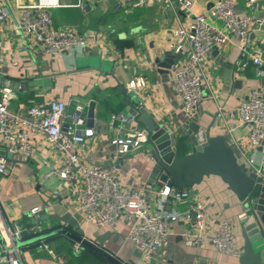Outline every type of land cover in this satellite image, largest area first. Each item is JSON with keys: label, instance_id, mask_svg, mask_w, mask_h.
Listing matches in <instances>:
<instances>
[{"label": "crops", "instance_id": "crops-1", "mask_svg": "<svg viewBox=\"0 0 264 264\" xmlns=\"http://www.w3.org/2000/svg\"><path fill=\"white\" fill-rule=\"evenodd\" d=\"M36 0H4L10 6V16L0 20V96L1 89L10 86L13 92L11 107L23 113L30 104L45 103L52 99L66 102L68 110L83 105L86 113L91 101L95 102V121L90 126L95 130L92 139L78 147L85 161L107 164L116 150L112 140L128 129L121 127L119 120L110 125L111 117L120 113L130 115L124 87L136 78H143L145 85L136 89L135 94L143 106L158 123L166 124L177 137L185 136V141L177 145V154H187L192 143L188 137V124L196 121L210 128V135H223L238 157L245 171H252L247 164V156L261 148L249 145L247 129L240 123L235 113L236 107L255 87L264 89V66L262 74L249 57L242 53L236 42L214 49L204 67V91L195 109L185 108L174 86V69L182 63L183 54L175 61L169 73L159 71L155 62L163 59L162 53L171 50L174 31L187 27L190 16L184 6L177 1L165 7L159 2L145 0L135 5V0H86L83 7L79 0H59L62 4L51 9L56 26H74L80 35L89 40L86 53L79 57L60 58L43 52L40 45L26 41L13 30V23L19 19L21 11L16 4H32ZM241 12H249L256 17H264V0L246 9L243 0H236ZM212 0H195V9L204 10ZM263 16L260 17V14ZM218 22V21H217ZM249 50L256 46L264 51V26L258 22L251 27ZM109 54H104L103 49ZM175 52V51H172ZM248 61L245 68L241 62ZM15 62V64L13 63ZM20 82H19V81ZM19 82L18 86L15 85ZM132 91V90H129ZM130 117H132L130 115ZM131 120L130 128L136 127ZM9 159V173L0 175V205L5 216L11 221L30 223L31 211L37 214L70 212L85 230V237L107 230L117 231L120 236H111L104 248L118 260L126 264H239V257L218 251L211 242L195 246L182 236L188 225L183 220L169 224L168 242L153 255L144 259L134 243L129 239L130 221L121 219L113 228H97L82 219L77 210L75 194L76 182L51 177L44 173L61 163L59 152L43 136H36L32 143V154L28 161L20 155L6 153ZM154 160L150 157V146L133 150L121 160L119 182L121 185L140 191L152 209L158 208V192L162 187L158 175L154 173ZM190 197L179 204H166L167 209L187 208L203 202L209 213L203 234L211 237L221 221H228L234 232L236 247L243 248L240 221L244 203L218 175H207L199 183L189 188ZM63 225L47 219L38 225L43 232ZM63 235L73 245L76 241L65 234H57L43 241L21 247L22 264H67L52 250L40 246L48 240ZM94 264H111L95 251ZM75 251V249H74ZM76 251V252H80ZM0 264H8L0 261Z\"/></svg>", "mask_w": 264, "mask_h": 264}, {"label": "built area", "instance_id": "built-area-1", "mask_svg": "<svg viewBox=\"0 0 264 264\" xmlns=\"http://www.w3.org/2000/svg\"><path fill=\"white\" fill-rule=\"evenodd\" d=\"M165 7L181 3L190 16L187 27H179L174 31L172 51L181 52L182 63L174 69V86L177 95L188 110L195 109L204 91V67L209 54L216 48L233 42L248 61L256 67L257 74H262L264 51L256 46L249 50L251 44V27L258 22L264 26V17L259 18L249 12L238 10L240 4L236 0H212V5L204 10L195 9V0H153ZM260 0H243L246 9ZM0 0V20L7 19L10 6ZM145 0H135V5H142ZM86 0H79L77 6L83 7ZM62 4L59 0H36L32 4H16L21 11L18 20L13 23V30L27 42L40 45L43 52L60 58L79 57L86 53L89 40L79 34L74 26H56L51 9ZM218 21V22H217ZM109 54L108 49H103ZM241 62V68L248 65ZM15 64V62H13ZM145 85L141 77L132 79L127 88L133 92ZM13 92L10 86L1 89L0 96V175H7L9 159L6 153L20 155V159L28 161L32 154L33 139L40 135L45 137L61 156V163L51 167L44 173L49 179L56 177L69 183L76 182L78 190L75 201L82 219L97 228H113L118 221H130L128 237L140 251L144 259L165 246L168 242L169 224L183 220L188 225L182 236L190 245L199 246L209 241L220 252L240 257L243 248L236 247L234 232L228 221H221L217 232L208 237L203 234L209 213L203 202H197L187 208L167 209L166 204L176 205L190 197L189 188H178L165 183L159 190V207L152 209L146 197L138 190L120 184V166L124 156L133 150L141 149L146 144V132L136 128L122 129L112 142L116 150L107 164L89 163L84 160L78 147L92 139L95 130L86 126V113L83 105H76L68 110L65 101L52 99L45 103L30 104L23 112H16L11 107ZM240 123L247 129L249 145L255 149L250 156L244 152L247 164L252 166L259 179L264 182V89L253 88L235 109ZM119 120L121 127L131 123L130 115L118 114L111 117L110 125ZM249 208H244L241 220ZM32 214L38 209H32ZM38 226L28 227L40 233ZM22 225L19 221L9 220L0 205V261L8 264H22L20 239ZM49 252L47 243L41 246ZM80 251L81 244L74 245Z\"/></svg>", "mask_w": 264, "mask_h": 264}, {"label": "water", "instance_id": "water-1", "mask_svg": "<svg viewBox=\"0 0 264 264\" xmlns=\"http://www.w3.org/2000/svg\"><path fill=\"white\" fill-rule=\"evenodd\" d=\"M212 5L210 3L209 7ZM263 13L260 14V17ZM163 59H155L159 71L169 73L181 52L165 50ZM19 81V80H18ZM15 85L18 86L19 82ZM127 110L132 120L137 124V130L146 132L147 145L150 146V157L154 160V173L158 175L159 184L174 185L180 189L190 188L199 183L207 175H218L236 194L244 208H249L245 217L240 221L241 236L243 238V253L239 257V264H264V182L256 171H245L231 145L223 135H210V128L202 126L196 121L188 124L187 134L193 144L191 151L184 155L177 154L179 137L164 123H158L149 112L140 105V99L135 92L124 87ZM95 102L91 101L87 112V126H93L95 121ZM130 127V123L128 124ZM54 219L63 225L56 226L36 233L23 227L19 233L17 244L24 247L38 241H43L57 234H65L83 247L89 248L111 264H126L118 260L104 248V243L111 236L116 240L120 234L107 230L92 235V239L85 237V230L79 220L70 212L45 213L38 215L31 213L30 225L38 226L40 222ZM133 264V263H132Z\"/></svg>", "mask_w": 264, "mask_h": 264}, {"label": "trees", "instance_id": "trees-1", "mask_svg": "<svg viewBox=\"0 0 264 264\" xmlns=\"http://www.w3.org/2000/svg\"><path fill=\"white\" fill-rule=\"evenodd\" d=\"M180 143L185 141V136H180ZM184 155V154H182ZM22 225V223L20 222ZM24 227H30V223L24 224ZM49 247L54 250L59 258L67 264H94L96 256L88 249L80 252L74 251L73 243L65 236L59 235L47 241Z\"/></svg>", "mask_w": 264, "mask_h": 264}, {"label": "rangeland", "instance_id": "rangeland-1", "mask_svg": "<svg viewBox=\"0 0 264 264\" xmlns=\"http://www.w3.org/2000/svg\"><path fill=\"white\" fill-rule=\"evenodd\" d=\"M54 20H55V18H54Z\"/></svg>", "mask_w": 264, "mask_h": 264}]
</instances>
